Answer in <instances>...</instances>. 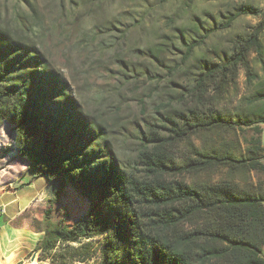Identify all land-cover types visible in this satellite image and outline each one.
<instances>
[{
    "label": "trees",
    "instance_id": "trees-1",
    "mask_svg": "<svg viewBox=\"0 0 264 264\" xmlns=\"http://www.w3.org/2000/svg\"><path fill=\"white\" fill-rule=\"evenodd\" d=\"M241 17H254L259 23L234 41L229 58L201 70L188 91L191 103L211 111L197 107L180 116L182 126L170 121L171 135L140 151L141 178L96 161L74 117L59 113V103L53 101L59 87L39 57L18 56L0 32V127H10L17 156L38 177L47 176L85 203L74 224L55 225L51 215L58 197L51 202L36 249L40 261L83 263L87 253L67 247L105 237L99 264H264V190L250 180L252 173L264 172L261 139H253L243 151L238 141L207 143L203 149L194 145L201 135L244 128L262 133L264 109L252 119L219 109L231 92L238 91L241 74L247 85L257 80L253 56L264 66V9L241 8L218 30L230 29ZM210 34L186 46L183 62ZM259 102H264V95L250 104ZM182 146L188 154L183 164L176 158ZM213 172L222 174L215 183L185 180ZM28 185L31 181L19 189Z\"/></svg>",
    "mask_w": 264,
    "mask_h": 264
},
{
    "label": "rangeland",
    "instance_id": "rangeland-1",
    "mask_svg": "<svg viewBox=\"0 0 264 264\" xmlns=\"http://www.w3.org/2000/svg\"><path fill=\"white\" fill-rule=\"evenodd\" d=\"M246 7L264 9V0H0V32L10 39L18 56L39 57L59 87L53 98L59 113L74 117L83 144H91L87 151L96 161L141 178L140 151L157 145V138L171 135L170 121L182 126L180 116L190 115L197 107L211 111L191 103L188 91L201 70L229 58L234 41L249 35L259 23L257 18L241 17L230 29L218 30ZM208 34L192 58L183 62L186 46ZM252 59L257 80L247 85L241 74L238 91L219 106L235 118L252 119L264 109V102L250 104L255 96L264 95V66ZM260 127V135L253 128L201 135L194 145L203 149L207 143L238 141L243 151L260 138L264 147V124ZM10 131L6 124L0 127V199L2 193L34 181L17 195L2 198L4 204L19 198L7 206L8 214L33 200L21 222L43 233L44 215L58 197L52 223L74 224L85 209L81 197L45 175L38 177L17 156ZM186 156L185 148L178 147L177 162L183 164ZM221 175L213 172L185 180L215 183ZM250 180L264 190V172L252 173ZM104 238L68 246V251L87 253L83 263L73 264H99ZM41 257L37 252L33 263L52 264L40 261Z\"/></svg>",
    "mask_w": 264,
    "mask_h": 264
},
{
    "label": "crops",
    "instance_id": "crops-1",
    "mask_svg": "<svg viewBox=\"0 0 264 264\" xmlns=\"http://www.w3.org/2000/svg\"><path fill=\"white\" fill-rule=\"evenodd\" d=\"M31 181V184L34 180ZM23 189V188H22ZM22 189H13L8 193H2L1 197L11 194L17 195ZM0 199V207H5V213L0 217V264H33L37 257V246L43 238V233L34 232L21 221L23 214L29 209L33 200L26 207L18 206L8 214L7 206L18 202L19 198L4 204ZM264 255V249H263Z\"/></svg>",
    "mask_w": 264,
    "mask_h": 264
},
{
    "label": "built area",
    "instance_id": "built-area-1",
    "mask_svg": "<svg viewBox=\"0 0 264 264\" xmlns=\"http://www.w3.org/2000/svg\"><path fill=\"white\" fill-rule=\"evenodd\" d=\"M5 207H0V216L4 215Z\"/></svg>",
    "mask_w": 264,
    "mask_h": 264
},
{
    "label": "bare ground",
    "instance_id": "bare-ground-1",
    "mask_svg": "<svg viewBox=\"0 0 264 264\" xmlns=\"http://www.w3.org/2000/svg\"><path fill=\"white\" fill-rule=\"evenodd\" d=\"M34 264V263H33Z\"/></svg>",
    "mask_w": 264,
    "mask_h": 264
}]
</instances>
